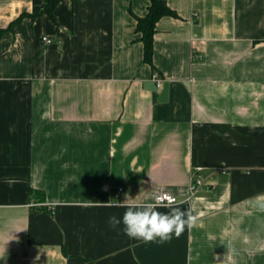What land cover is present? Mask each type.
Instances as JSON below:
<instances>
[{"label":"crops","instance_id":"1","mask_svg":"<svg viewBox=\"0 0 264 264\" xmlns=\"http://www.w3.org/2000/svg\"><path fill=\"white\" fill-rule=\"evenodd\" d=\"M150 2L0 0V264H264V0H168L153 66ZM162 193L198 217L164 244L96 206Z\"/></svg>","mask_w":264,"mask_h":264},{"label":"clouds","instance_id":"2","mask_svg":"<svg viewBox=\"0 0 264 264\" xmlns=\"http://www.w3.org/2000/svg\"><path fill=\"white\" fill-rule=\"evenodd\" d=\"M251 204L256 211L264 212V194L252 198ZM96 206L124 207L126 210L122 217L110 216L108 223L113 228L123 224L125 235L143 243L164 244L173 238L179 239L186 229L191 230L198 222L191 206L182 209L171 195L155 196L152 202L144 204L132 203L126 196L123 202H97ZM161 208L169 211L161 212ZM227 248L229 253L235 252L230 243Z\"/></svg>","mask_w":264,"mask_h":264},{"label":"trees","instance_id":"3","mask_svg":"<svg viewBox=\"0 0 264 264\" xmlns=\"http://www.w3.org/2000/svg\"><path fill=\"white\" fill-rule=\"evenodd\" d=\"M61 0H45V8L47 9L50 17L54 21V12ZM168 0H151L148 7L147 14L144 17L137 18V33L141 34L140 41L144 45V61L153 66V53H154V36L156 33L157 23L163 17L178 18V14L173 11L168 5ZM28 14H22L18 19L13 21L7 29L0 30V38L7 31L11 30L14 25L18 24ZM32 16V15H30ZM86 264H94L88 261Z\"/></svg>","mask_w":264,"mask_h":264},{"label":"built area","instance_id":"4","mask_svg":"<svg viewBox=\"0 0 264 264\" xmlns=\"http://www.w3.org/2000/svg\"><path fill=\"white\" fill-rule=\"evenodd\" d=\"M43 42H45L46 44H51L52 40L50 37L46 36V37H43ZM155 80L157 81L158 87L162 88V81L160 79H158V76H155ZM222 172L224 173L225 171H222ZM204 181H205L204 178L201 176H195L193 178L191 186H190L191 197L194 196L198 192V190L203 186ZM163 195H170V194L162 193V194H159L157 196H163ZM172 197L175 198L177 203L180 202L177 197H175V196H172Z\"/></svg>","mask_w":264,"mask_h":264}]
</instances>
